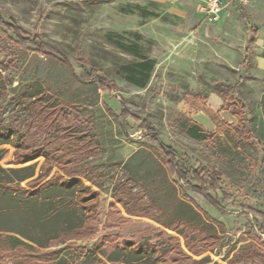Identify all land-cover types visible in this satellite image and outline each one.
<instances>
[{
	"label": "rangeland",
	"instance_id": "1",
	"mask_svg": "<svg viewBox=\"0 0 264 264\" xmlns=\"http://www.w3.org/2000/svg\"><path fill=\"white\" fill-rule=\"evenodd\" d=\"M177 5L185 9L184 18L168 13L167 8L173 5L144 0H0L2 20L13 19L29 34L39 32L44 42L81 59L114 87L108 92L100 91L93 83L73 78L49 57L29 49L16 52L11 41L0 33V62L8 68L0 70V85L5 89L0 98L2 124L12 126L16 119H26V111L15 104L14 98L26 85L40 83L59 100L78 108L83 119L93 124L97 151L80 164L101 172L104 178L99 181V197L84 202H92V212L97 209L101 221L95 237L57 241L34 252L22 247L9 251L5 243L10 240L0 237L1 264H192L203 257L211 261L209 264H229L257 246L249 230L253 217L245 211L253 209L264 215L261 154L257 151L237 166L217 157L214 148L219 144L232 154L237 151V131L233 127L237 118L228 98L239 79V97L252 111L254 135L262 137L264 73L255 68L254 52L246 69L238 68L241 50L247 43L241 12L233 15L230 28L224 29V25L205 23L196 15L190 0H181ZM148 61L154 69L145 86L138 87L131 82L133 77L141 80L143 76L137 73L136 64ZM120 102L131 114L149 122L160 141L171 147L187 168L208 166L219 175L222 190L215 195L219 209L187 189L179 179L166 175L157 149L137 124L128 122V129H123ZM191 121L213 133V137L205 141L190 137L186 126ZM7 140L14 142L15 138L0 136V150L6 152L0 167L5 171L22 170L35 163L34 176L19 183L21 189L30 191L27 183L36 178L45 160L40 157L22 166L9 164L15 149ZM55 173L62 175L54 166L47 179ZM24 174V170L0 172V180L16 187L17 179ZM117 181H129L134 192L144 191L158 208L151 211L155 220L133 217L121 228L102 230L107 223L105 215L113 211L110 203L121 217H127L113 196ZM58 183L47 193L52 201L44 206L30 205L33 211L25 212L24 218L0 213V230L8 235L21 231L41 241L58 230L81 225L89 216L93 218L76 202L77 195L83 192L80 183ZM1 194L0 209L8 203ZM180 219L197 222L216 240L198 244L192 236L190 239L197 243L190 251L181 234L163 228ZM109 235L117 237L124 247L119 252L104 245L110 262L93 249L100 236Z\"/></svg>",
	"mask_w": 264,
	"mask_h": 264
},
{
	"label": "trees",
	"instance_id": "2",
	"mask_svg": "<svg viewBox=\"0 0 264 264\" xmlns=\"http://www.w3.org/2000/svg\"><path fill=\"white\" fill-rule=\"evenodd\" d=\"M0 33L11 41L16 52H18V50L29 49L32 52L34 51L45 57H49L60 66H63L69 72L70 76H73V78L85 84L93 83L100 91L108 92L114 88L113 84L106 78H102L96 69H88L81 59L74 58L66 51L44 42L39 32L35 31L32 34L25 32L11 18L7 21L0 18ZM247 45L243 61L239 66L240 69H246L250 64L252 51L255 47L254 40L251 39ZM262 56L264 57V53ZM136 68L137 73L143 76H141V80L133 77L131 82L138 87H144L154 69V64L150 61L146 63H137ZM2 69L5 70L8 68L3 67V64L0 62V70ZM240 83L239 79L232 86V95L228 98L234 108V117L237 118V124L233 126L237 131V151L232 154L231 151H227L223 146L217 144L215 145L214 152L217 157H221L223 160H227V162L238 166L242 161L249 159L253 153L259 151L262 158L259 167L263 169L264 92L260 101L263 123L262 137L259 139L254 135L253 116H251L252 111L239 97ZM4 90L5 89L0 85V98ZM14 102L19 105L21 109L26 111L27 116L26 119H23V117L21 119H16L15 122L12 123V126H5L1 121L2 110H0V136L7 138L9 135H13L15 138L14 142H10V140L6 141L7 143H11L15 149L14 158L9 164L13 166H22L40 157L44 158L45 161L41 165L39 174L36 178L27 183L30 191L21 189L19 183L34 176L37 167L35 163L26 165L22 168V170L26 171V174L17 179L18 182L16 183V187L11 186L9 182L6 183L0 180L1 195L3 198H6V202H8L6 206L3 207L5 209H0V213H11L13 216L24 218L25 212L30 213L33 211L30 205L35 204L44 206L46 202L52 201V198L47 193H49L58 182L59 185L80 183L83 192L77 195L76 202L80 207L84 208L87 213L93 214V218L88 215L89 219L87 218L81 225L73 229L58 230L52 235H47V237L41 241H37L36 238L33 237L34 235L27 236L21 231H18V234L8 235L7 232L0 230V237L10 240L5 243L9 251L22 247L24 250L27 248L28 251L33 252L34 250L47 249L53 242L57 241L65 243L68 239L75 238L79 240H90L93 236L95 237L101 221L98 220L97 209L93 211L95 213L92 212V208H94L92 202H84L90 199L95 200L99 197V192L97 191V189H100L99 181L104 179L101 172H96L94 168L89 169L81 167L80 164L89 156H93L97 151L98 137L94 132L93 124L83 119L78 108H75L72 104L64 100H59L55 95L45 90L40 83L26 85L23 91L14 98ZM120 106L119 120L122 122L123 129H128V122L138 125L144 136L148 138L157 149L166 175L171 179H179L187 189L194 192L205 202L219 209V203L215 198V195L222 190V182L219 175L208 166L192 169L187 168L185 162L181 161L178 154L171 147L164 145V143L160 141L159 133L149 122L141 120L138 116L131 114L128 109L125 108L123 102H120ZM186 132L190 137L204 141L206 139H211L214 135L211 132L204 131L193 121L186 126ZM5 153L4 150H0V160L4 157ZM54 166L58 167L62 175L55 173L50 180H48L47 178ZM22 170L8 168V170L5 171L0 167V172L6 173H17ZM81 179L86 180L90 186L85 185ZM91 187H95V189L93 190ZM224 194L225 193H223V195ZM113 196L117 203L123 206L127 217H121V212L112 209L114 206L110 203L108 205L109 209L111 208L113 211L105 215L107 223L103 225L102 230L111 227L121 228L124 224L131 221L129 218L133 217H146L147 219L155 220L151 211H157L158 208H155L154 204H151L150 199L145 197L146 195L143 190L134 192L129 181H117ZM148 204L151 206H148ZM245 213L253 217V223L249 226V230H251L252 238L257 246H253L251 249L239 254L237 260L229 261V264H264V239L258 236L259 234L264 236V215L253 209L245 211ZM93 221H95V225L92 224ZM163 228L179 233V235L181 234L190 251L195 250V247L192 245L193 243L195 244L198 242V244H200L206 243L209 240H216V238H213V235L207 234L200 228L197 222L192 220H176L170 224H164ZM192 236L197 242L190 239ZM116 238L117 237L114 238L113 235L111 237L110 235L100 236L93 245L94 252L105 258L108 262L112 261L103 247L104 245H111L114 250L119 252L123 251V244H120ZM138 245L140 246L138 243L136 247H138ZM147 246L153 248V245L148 244ZM198 254L200 253L195 252V255ZM97 260L101 262L100 259L97 258ZM210 262L208 258L203 257L193 261L192 264H209ZM17 264L28 263L27 261H20Z\"/></svg>",
	"mask_w": 264,
	"mask_h": 264
},
{
	"label": "crops",
	"instance_id": "3",
	"mask_svg": "<svg viewBox=\"0 0 264 264\" xmlns=\"http://www.w3.org/2000/svg\"><path fill=\"white\" fill-rule=\"evenodd\" d=\"M144 1L154 4H163L166 6L173 5L170 6V8L169 7L167 8L168 13L174 14L177 18L185 17V9H182L179 7V5H177L181 0H144ZM190 2L191 5H193L196 15H200L197 11V7L200 3V0H190ZM238 12H241V14L245 17V24H246L245 34L247 39L245 48L248 46L247 44L249 43V41L253 39L255 45L252 51V55L253 52L255 53L253 58L254 59L253 63L255 64V68L258 72L264 73V57L262 56V54L264 53V0H251L250 4L244 7L230 6L224 11H222V13L220 14L219 21H217L215 24H208V25L210 26H215L216 24H218L219 26L224 25L225 27L224 29H229L230 21L233 18L232 16L237 15ZM201 19L203 20V18ZM245 48L241 50L242 61L244 58Z\"/></svg>",
	"mask_w": 264,
	"mask_h": 264
},
{
	"label": "built area",
	"instance_id": "4",
	"mask_svg": "<svg viewBox=\"0 0 264 264\" xmlns=\"http://www.w3.org/2000/svg\"><path fill=\"white\" fill-rule=\"evenodd\" d=\"M251 0H200L197 11L207 24H215L220 20L222 11L230 6L244 7Z\"/></svg>",
	"mask_w": 264,
	"mask_h": 264
}]
</instances>
